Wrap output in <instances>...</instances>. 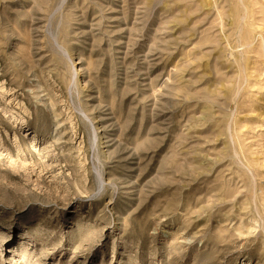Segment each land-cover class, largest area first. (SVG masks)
<instances>
[{
	"label": "rangeland",
	"instance_id": "rangeland-1",
	"mask_svg": "<svg viewBox=\"0 0 264 264\" xmlns=\"http://www.w3.org/2000/svg\"><path fill=\"white\" fill-rule=\"evenodd\" d=\"M0 264H264V0H0Z\"/></svg>",
	"mask_w": 264,
	"mask_h": 264
}]
</instances>
